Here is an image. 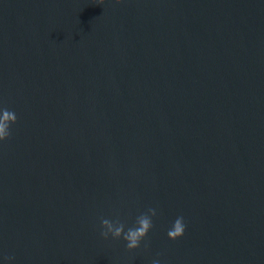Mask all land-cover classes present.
<instances>
[{"label":"water","instance_id":"obj_1","mask_svg":"<svg viewBox=\"0 0 264 264\" xmlns=\"http://www.w3.org/2000/svg\"><path fill=\"white\" fill-rule=\"evenodd\" d=\"M0 108V264H264V0H0Z\"/></svg>","mask_w":264,"mask_h":264},{"label":"clouds","instance_id":"obj_2","mask_svg":"<svg viewBox=\"0 0 264 264\" xmlns=\"http://www.w3.org/2000/svg\"><path fill=\"white\" fill-rule=\"evenodd\" d=\"M17 121V116L14 111L7 108H0V141H3L11 136V125ZM157 215L155 208H148L146 212L141 213L136 217L135 226L129 227L125 231V224L119 219L115 221L109 219L101 220L102 231L100 235L107 239L109 234L113 238H121L127 242L126 248L129 250L140 247L141 241L147 236L149 230L153 228L152 217ZM186 225L182 216L177 217L173 222L172 228L167 235L171 239H176L182 236L185 232ZM8 259H11L10 257ZM152 264H160L158 259H154Z\"/></svg>","mask_w":264,"mask_h":264}]
</instances>
